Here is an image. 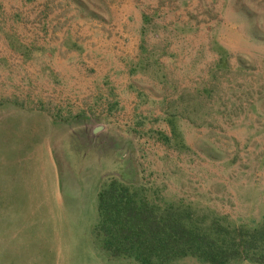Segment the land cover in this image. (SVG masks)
Listing matches in <instances>:
<instances>
[{
  "label": "rangeland",
  "instance_id": "obj_1",
  "mask_svg": "<svg viewBox=\"0 0 264 264\" xmlns=\"http://www.w3.org/2000/svg\"><path fill=\"white\" fill-rule=\"evenodd\" d=\"M3 98L0 264H136L92 238L110 179L223 226L264 218V0H0ZM51 173L54 204L31 207Z\"/></svg>",
  "mask_w": 264,
  "mask_h": 264
},
{
  "label": "trees",
  "instance_id": "obj_2",
  "mask_svg": "<svg viewBox=\"0 0 264 264\" xmlns=\"http://www.w3.org/2000/svg\"><path fill=\"white\" fill-rule=\"evenodd\" d=\"M105 184L92 232L102 256L136 264H174L186 258L203 264H264V218L252 227L223 226L183 201H164L161 207L117 179Z\"/></svg>",
  "mask_w": 264,
  "mask_h": 264
},
{
  "label": "crops",
  "instance_id": "obj_3",
  "mask_svg": "<svg viewBox=\"0 0 264 264\" xmlns=\"http://www.w3.org/2000/svg\"><path fill=\"white\" fill-rule=\"evenodd\" d=\"M4 100H0V102L2 101V102H11V101H9V98H3ZM5 99H8V100H5ZM27 172H29L28 171V169L26 170V171H24V173H22V174H20L19 175V177H20V181H22V183L24 184V186H25V182H24V178H25V175L27 174ZM41 175V174H40ZM55 176L54 178L53 177H49L48 179L47 178H45L44 180L42 179V181L47 185L45 188H46V192L44 193V194H36V196H33V194H32V191H31V180L29 181L30 183H29V189H24V186H23V189H24V191H28L29 192V194H25V198L26 197H29L30 198V200H31V207H32V204H33V201H32V198L33 197H37L38 196V198L41 200V201H43V202H46L47 203V197H49L50 198V200H49V203L50 204H54V201H55V197H56V195H57V193H58V186H57V178L58 177H56V175L53 173H51V175L50 176ZM99 178H97L96 179V181L98 180ZM7 183H9L8 182V180H7ZM9 185H10V183H9ZM21 185V184H20ZM19 185V186H20ZM19 186H17V181H16V179L14 180V182H13V187H11V188H8V189H6V190H9L10 192H12L13 190H15V189H18L19 188ZM8 191V192H9ZM9 199H10V202H9V210L13 207V199H14V197H13V195L11 196V197H9ZM19 200H23L21 197H19L17 200H16V204H17V201H19ZM36 201V200H35ZM37 202V201H36ZM23 204V202H21L19 205H22ZM52 207H54V205H51ZM8 210V211H9ZM35 210L36 211H40L39 209H38V207H37V205L35 206ZM7 213V212H6ZM8 217H15L14 215H13V213H9L8 215H7ZM28 222L29 223V225L31 224V222H33V221H35L34 220V218H33V214H29V215H25V216H23V218H21V219H19V220H17L16 222ZM47 222V217L45 216V218H44V220H41L40 221V223L42 224V222Z\"/></svg>",
  "mask_w": 264,
  "mask_h": 264
}]
</instances>
